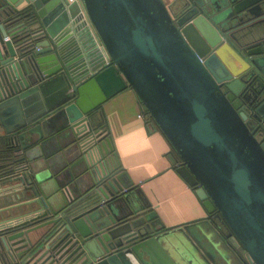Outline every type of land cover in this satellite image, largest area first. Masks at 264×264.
I'll list each match as a JSON object with an SVG mask.
<instances>
[{"label": "water", "instance_id": "1", "mask_svg": "<svg viewBox=\"0 0 264 264\" xmlns=\"http://www.w3.org/2000/svg\"><path fill=\"white\" fill-rule=\"evenodd\" d=\"M80 2L105 53L77 2L0 0V128L36 203L0 264H264V0ZM128 87L204 217L164 227L121 168L100 116Z\"/></svg>", "mask_w": 264, "mask_h": 264}, {"label": "crops", "instance_id": "2", "mask_svg": "<svg viewBox=\"0 0 264 264\" xmlns=\"http://www.w3.org/2000/svg\"><path fill=\"white\" fill-rule=\"evenodd\" d=\"M163 1L172 6L175 0ZM101 109L100 121L121 168L148 199L161 224L173 227L204 217L200 201L171 164L170 143L152 121L147 122L145 114L139 117L142 105L135 92L129 87L121 90L108 98ZM57 148V142L50 141L42 152L49 155ZM29 151L33 157L40 152L35 148ZM30 165L41 174L46 171L43 156L34 158ZM47 182L48 185L50 181ZM30 185L23 184L19 177L0 182V225L26 219L36 209Z\"/></svg>", "mask_w": 264, "mask_h": 264}, {"label": "trees", "instance_id": "3", "mask_svg": "<svg viewBox=\"0 0 264 264\" xmlns=\"http://www.w3.org/2000/svg\"><path fill=\"white\" fill-rule=\"evenodd\" d=\"M147 122L152 121L148 112L142 107ZM20 144L16 135L0 133V182L19 177L28 166L26 158L18 152Z\"/></svg>", "mask_w": 264, "mask_h": 264}, {"label": "built area", "instance_id": "4", "mask_svg": "<svg viewBox=\"0 0 264 264\" xmlns=\"http://www.w3.org/2000/svg\"><path fill=\"white\" fill-rule=\"evenodd\" d=\"M67 1H68V2H77V3L79 4L80 12L82 13L83 18L86 20L89 30H90L91 33L93 34V37L95 38V40H97V43H98L99 48L105 53L102 44H100L99 41H98V39H97V36H96V34H95V31H94L93 27L90 25V22L88 21V18H87L86 12H85V10H84V8H83V6H82L80 0H67ZM142 114H143V109H142V113L139 115V117L143 116Z\"/></svg>", "mask_w": 264, "mask_h": 264}, {"label": "rangeland", "instance_id": "5", "mask_svg": "<svg viewBox=\"0 0 264 264\" xmlns=\"http://www.w3.org/2000/svg\"><path fill=\"white\" fill-rule=\"evenodd\" d=\"M231 261V260H230Z\"/></svg>", "mask_w": 264, "mask_h": 264}]
</instances>
